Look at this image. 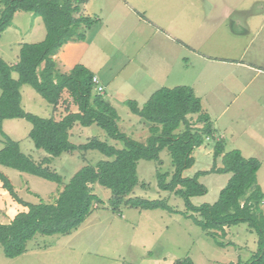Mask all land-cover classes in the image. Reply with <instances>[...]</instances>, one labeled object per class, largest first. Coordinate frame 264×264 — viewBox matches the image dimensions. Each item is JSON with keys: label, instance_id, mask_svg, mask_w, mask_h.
I'll return each mask as SVG.
<instances>
[{"label": "rangeland", "instance_id": "obj_1", "mask_svg": "<svg viewBox=\"0 0 264 264\" xmlns=\"http://www.w3.org/2000/svg\"><path fill=\"white\" fill-rule=\"evenodd\" d=\"M165 1L90 0L92 9L102 8V18L107 14L110 16L108 31L114 38L119 37L112 45L105 43L109 48L108 56L100 58L95 69H90L97 77L98 85L103 86L99 95L118 106L117 113L121 118L117 123L119 132L145 143V129L136 133L138 120L124 102L135 100L142 105L145 93L149 94L146 102L155 90L166 88L164 84L174 88L189 83L188 87L202 101V112L209 116L213 133L194 150V165L183 172V177L191 178L197 172H208L214 165L222 167L221 158L215 161L213 157L215 144L222 142L225 153L239 150L243 157L260 162L256 181L264 195V0H183L179 3L181 7L177 10L182 13L176 18L182 20L180 41L187 47H178L181 51L176 67L178 81L173 83L163 80L170 68L162 74L163 69H160L158 80H155L157 69L150 74L152 80L138 70L148 56H152L153 61L147 71L161 63L163 46L153 43L151 34L161 23L156 18L159 7L162 6L164 11L168 7ZM161 15L165 18L168 13L161 12ZM161 26L168 28L167 24ZM144 35L150 38L141 40V44L137 40ZM44 37L45 28L40 17L16 12L11 26L0 34V57L12 65L17 60L21 45L39 43ZM86 40L87 37L83 42ZM93 47L96 53L95 45ZM188 49L194 52L190 53ZM203 56L229 61L216 62L203 59ZM127 61L135 62V75L133 71L125 70ZM11 76L15 80L18 78L16 72H12ZM155 84L158 87L153 89ZM19 92L21 107L26 113L40 118L52 115L62 117L66 113L63 106L56 107L53 112V107L29 85H21ZM127 115H132L129 118L133 120L128 121ZM189 118L194 128L202 127V124H195L196 115ZM31 128V124L24 119L2 123L4 135L17 142L22 153L39 163L47 155L35 149L28 138ZM92 138L116 149L123 148L121 142L109 139L97 126L82 127L81 132L73 129L70 133V142L75 145L85 144ZM3 146L4 138L0 135V149ZM159 159L160 164L138 161V185L128 198L163 200L171 211L141 210L123 204L113 211L110 190L94 184L92 193L100 203L93 206L76 230L68 235H36L27 242L26 252L14 259L6 258L0 245V264H174L185 259L191 260L192 264H241L249 260L256 253L257 236L245 224L226 228L225 236L220 232L217 236H208L194 221L201 220L200 216L187 211L181 197L158 188L156 172L169 174L167 181L173 172L166 150L160 152ZM101 160L107 159L97 151L62 154L49 166L62 178V185L3 166H0V173L10 179L22 201L33 205L53 203L63 185L82 167L95 165ZM229 178L230 174L216 173L199 177L198 182L206 188V193L191 198V203L195 206L214 204ZM261 209L264 212V199ZM0 210L9 214L25 211L2 188L1 181ZM5 213L1 212L0 223H4ZM216 242L225 246L219 247Z\"/></svg>", "mask_w": 264, "mask_h": 264}, {"label": "trees", "instance_id": "obj_2", "mask_svg": "<svg viewBox=\"0 0 264 264\" xmlns=\"http://www.w3.org/2000/svg\"><path fill=\"white\" fill-rule=\"evenodd\" d=\"M86 2L0 0V34L11 26L16 12L40 17L45 28V37L41 42L21 45L16 64L9 65L0 57V135L4 138V146L0 149V166L62 185V178L49 167L62 154L97 151L107 159L82 167L63 185L53 203L33 205L22 201L10 179L0 173L2 188L13 201L25 208L9 224H0V245L5 257L14 259L24 254L27 242L36 235H68L76 230L93 206L100 203L99 198L92 193L94 184L110 190L113 211L122 204L141 210L171 211L163 200L128 198L138 185V161L160 164L159 154L166 150L173 172L169 181V174L156 172L158 188L181 197L186 210L200 216L201 220L194 221L208 236H217L218 232L225 236L226 228L247 225L257 236V250L241 264H264V212L261 209L264 195L256 181L260 162L243 157L239 150L225 153L223 143L218 142L213 148V157L215 161L221 158L222 167L214 165L210 171L197 172L191 178L182 175L194 165V150L202 146L213 133L210 118L202 112L201 100L192 88H160L141 107L133 100L124 102L133 115L150 124V135L145 143H141L119 132V116L95 92L92 82L94 75L88 69L79 64L69 73H61L57 69L53 57L65 44L84 41V31L96 22L82 14ZM12 72L17 73V80L12 78ZM21 85L31 86L53 107V112L56 107L63 106L65 115L58 120L54 115L40 118L26 113L21 107ZM73 107L78 112H71ZM195 115V124H202L200 129L194 128L189 118ZM11 119H24L31 124L28 138L35 149L47 155L41 162L36 163L22 153L19 144L4 135L2 123ZM75 125L84 128L97 126L109 139L121 142L123 148L116 149L97 138L75 145L70 142V131ZM209 173L230 174V178L214 204L195 206L190 199L206 193V188L198 182V178ZM216 244L225 246L221 242ZM174 264H192V261L185 259Z\"/></svg>", "mask_w": 264, "mask_h": 264}, {"label": "crops", "instance_id": "obj_3", "mask_svg": "<svg viewBox=\"0 0 264 264\" xmlns=\"http://www.w3.org/2000/svg\"><path fill=\"white\" fill-rule=\"evenodd\" d=\"M182 1L183 0H181V1L166 0L165 5L168 6L166 11L162 10V6H161V7H159V14H156V18L159 19L161 21V23L158 26H155V29L151 34L152 35L151 39H153V43H158L159 45L163 46L162 50H161V63H160V65H157V66L156 65L151 66V69L147 71L146 69L151 65V62L153 61L152 56H148L147 59H144L142 61L141 66L138 69L139 71H142V73L146 74L150 80H152L150 74L152 71H154V69H157L155 72V80L156 79L158 80V73H159L160 69H163L161 71V74H162L165 72L166 69L168 70L170 68V70L163 76L164 82L165 83H168V82L173 83L174 81H178V77L176 75V67L179 65V57L181 55V51L178 50V47H182V48L187 47V45H184L180 41L182 20L176 18L177 15L182 13V12L177 10V8L181 7V4H179V3H181ZM92 8H93V5L92 6L90 5V0H87L86 4L83 6V9H82L83 15L91 17V18L95 19V21H96L92 27H90L89 29H86L84 31L85 37H87L86 42H83V41L82 42H69V43L65 44L58 51V53L53 57L54 61L57 64V69L61 73H69L71 71V69L75 65H78V64L84 66L89 71H90V69H95V67L100 63V60H101L100 58H105L108 56L109 48H107L106 45H112L113 42H115V40L117 38H119V37L114 38L113 34L108 31V26H109V24H111L110 16L107 14L106 16H104V18H102V11H101L102 8H98V9L97 8L92 9ZM161 12L162 13L163 12L168 13V15L166 16L167 19H166V17L163 18V16L161 15ZM162 24H167L168 28L161 26ZM178 24H180V27H178ZM246 28H248V26ZM166 30L168 32H166ZM89 38H90V41H89ZM126 38H128V36H126ZM149 38L150 37H147L144 35V37H142V38L140 37L137 41H141L143 39H149ZM120 39L122 40V35H121ZM88 41H89V43H88ZM106 42H109V44L105 45ZM141 44H143V41H141ZM93 45H95V47L97 49L96 53H94ZM188 50H190V49H188ZM189 52L193 53L194 51L190 50ZM202 58L207 59V60H215L216 62L229 61V60H224L222 58H212L209 56H203ZM17 61H18V56H17V60L14 64H16ZM230 61H233L234 64H239L235 60H230ZM14 64H12V65H14ZM135 65L136 64L134 61H127L126 65H125V70H131V71H133V74L135 75L136 74L135 72H137L135 70V68H136ZM130 66H134V67H130ZM186 76L188 79L190 78L189 75H186ZM166 85L167 84H164V87L169 88V89L173 88L171 86L168 87ZM174 85H177V84H174ZM188 85H189V83L185 84V86H188ZM155 87H158V84H155L153 86V89H155ZM148 95H149L148 92L145 93L143 100H142L143 101L142 105L145 103V99L148 97ZM120 100H124V99H120ZM133 101H135V100H133ZM106 102L108 104L112 105V107L116 110V112H118V106H115L114 104L110 103L109 101H106ZM116 103L119 105V102H116ZM201 103H202V101H201ZM142 105L138 104L139 107H141ZM202 108H203V105H202ZM71 112L76 113V112H78V110L76 107H73V108H71ZM130 116H132V115H127V117H126V119L128 121L133 120L132 118H129ZM133 116H135V118H137L136 120H138L139 128H138V130H136V133L139 134L144 129H145V132L147 133V135L144 138V141H145L146 138L150 135V132H149L150 124L142 121V119H140L136 115H133ZM55 117L58 120L61 118V116H59V115L55 116ZM120 121H121V118L119 116V122ZM81 128H82L81 126L75 125L73 129L81 132ZM73 129L70 131L71 134L73 133ZM262 144L264 145V142H262ZM45 157L46 156H43L42 159ZM53 162H54V160H53ZM8 204L10 205V203H8ZM1 212L5 213L3 210L2 211L0 210V214H1ZM16 214H17L16 211L11 212L10 214L8 212H6L4 214L5 217H3L4 223H0V224H9L10 221L13 219V217Z\"/></svg>", "mask_w": 264, "mask_h": 264}, {"label": "built area", "instance_id": "obj_4", "mask_svg": "<svg viewBox=\"0 0 264 264\" xmlns=\"http://www.w3.org/2000/svg\"><path fill=\"white\" fill-rule=\"evenodd\" d=\"M92 82H93V84L95 85V87H94L95 92H96L97 94H101L102 91H103V88H102L101 86L98 85V79H97V77L94 76L93 79H92Z\"/></svg>", "mask_w": 264, "mask_h": 264}]
</instances>
